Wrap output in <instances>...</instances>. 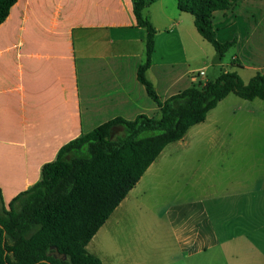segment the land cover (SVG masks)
<instances>
[{
  "label": "crops",
  "instance_id": "1",
  "mask_svg": "<svg viewBox=\"0 0 264 264\" xmlns=\"http://www.w3.org/2000/svg\"><path fill=\"white\" fill-rule=\"evenodd\" d=\"M263 3L243 0L215 12L217 39L264 58ZM145 14L157 30L145 76L164 102L201 82L187 63L204 38L177 0H149ZM231 29H237L233 39H219ZM146 39L133 0H18L11 7L0 24V193L7 208L71 140L115 118L160 115L138 77ZM170 42L179 60L159 56ZM233 59L234 72L247 73L245 83L264 74V60ZM258 100L230 94L167 145L87 250L103 264L213 258L233 264L242 243L246 257L258 254L264 264V106Z\"/></svg>",
  "mask_w": 264,
  "mask_h": 264
},
{
  "label": "trees",
  "instance_id": "2",
  "mask_svg": "<svg viewBox=\"0 0 264 264\" xmlns=\"http://www.w3.org/2000/svg\"><path fill=\"white\" fill-rule=\"evenodd\" d=\"M18 0H0V24ZM243 0H177L178 9L195 18L199 34L221 57L235 45L217 39L214 13ZM149 0H133L138 25L147 29L146 62L139 80L160 106V115L134 120L115 118L83 133L60 148L44 164L40 180L4 205L0 193V264H103L87 245L143 177L167 145L188 130L230 94L264 101V74L245 83L237 72H223L161 102L145 76L151 66L157 30L145 14ZM118 127L123 134L114 137ZM57 248L66 259L57 258Z\"/></svg>",
  "mask_w": 264,
  "mask_h": 264
},
{
  "label": "rangeland",
  "instance_id": "3",
  "mask_svg": "<svg viewBox=\"0 0 264 264\" xmlns=\"http://www.w3.org/2000/svg\"><path fill=\"white\" fill-rule=\"evenodd\" d=\"M264 4V3H263ZM235 7V6H234ZM262 10H264V5L261 7ZM232 9V8H231ZM236 15H242L243 11L241 10H236ZM244 13V12H243ZM245 20V19H244ZM237 29L233 30L231 29L228 32H221L219 35V39L220 40H224L228 37H230L231 39H233L235 33H236ZM162 49L159 51V56H169L172 58V60H179L180 59V52L179 50H175L174 46H173V42L168 43V45H161ZM172 48L173 51L168 52L167 49ZM259 53V51L256 50H250L249 49H244L242 46L240 48V46H233L231 47L223 56V62L220 64H214V60L217 56V51L215 50V48L212 46L211 43H209L208 41H206L205 39H203V46L198 47L196 50H194V58L192 60H190L187 64H188V71H190V73H194L196 74L195 76H198L200 78L199 83L204 84L206 83V81H214L215 79H217V75L220 72H234V71H238L239 67L233 64V61H235L236 59H233V57H235L236 55H239L242 59V61L246 63H248L249 65L254 63L256 64L257 61H263L264 58L262 57V53H260L261 56H258L257 53ZM236 54V55H235ZM201 57V58H200ZM242 62V64H243ZM204 72V75H200V72ZM242 71V75L240 76L242 79H248L247 78V73H244V70ZM244 81V80H243ZM198 83V85H199ZM233 98H237V97H233ZM241 101V99H237ZM258 102H260V104H262L264 106V102L262 100H258ZM236 122H239L238 120ZM123 129L122 127H118L115 131L114 137L120 136L122 135ZM180 151V150H179ZM179 151L177 153H179ZM2 209V204L0 201V211ZM255 245V244H254ZM244 244H240L237 246L236 248V255L235 257L232 259L231 262H233V264H260V261H262V259L260 260V257L258 256V254L256 255V257L253 256H248L246 257V254H244V251H247L246 248L241 249L240 247H243ZM258 249L261 251H263V247L262 244H257ZM252 252V251H251ZM253 253V252H252ZM207 262H205V264H227V262L225 261V259L223 258H213V259H207ZM257 261V262H255ZM263 264V263H262Z\"/></svg>",
  "mask_w": 264,
  "mask_h": 264
},
{
  "label": "water",
  "instance_id": "4",
  "mask_svg": "<svg viewBox=\"0 0 264 264\" xmlns=\"http://www.w3.org/2000/svg\"><path fill=\"white\" fill-rule=\"evenodd\" d=\"M221 61H222L221 54L218 52V53H217V56H216V58H215V60H214V64H220ZM53 254H54L57 258H60V259H66V258H67V256H66L65 254H61L57 248L54 249Z\"/></svg>",
  "mask_w": 264,
  "mask_h": 264
},
{
  "label": "built area",
  "instance_id": "5",
  "mask_svg": "<svg viewBox=\"0 0 264 264\" xmlns=\"http://www.w3.org/2000/svg\"><path fill=\"white\" fill-rule=\"evenodd\" d=\"M200 75H204V72L202 71V72H200L199 73ZM195 78H198V76H194Z\"/></svg>",
  "mask_w": 264,
  "mask_h": 264
}]
</instances>
